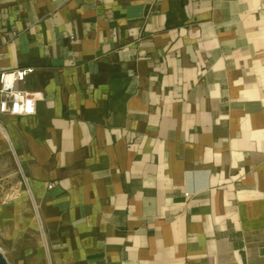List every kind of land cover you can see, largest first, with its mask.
Returning a JSON list of instances; mask_svg holds the SVG:
<instances>
[{
    "label": "crops",
    "instance_id": "1",
    "mask_svg": "<svg viewBox=\"0 0 264 264\" xmlns=\"http://www.w3.org/2000/svg\"><path fill=\"white\" fill-rule=\"evenodd\" d=\"M21 69L7 264H264V0H0Z\"/></svg>",
    "mask_w": 264,
    "mask_h": 264
},
{
    "label": "built area",
    "instance_id": "2",
    "mask_svg": "<svg viewBox=\"0 0 264 264\" xmlns=\"http://www.w3.org/2000/svg\"><path fill=\"white\" fill-rule=\"evenodd\" d=\"M32 72L33 69H21L10 74L0 73V116L32 117L36 114V98L28 93L15 89V83L22 82ZM10 147L17 164L20 184L28 198L37 225L39 240L47 252L45 228L41 215V203L32 191L30 178L21 165L15 150L11 145ZM51 187V185H48V189H51Z\"/></svg>",
    "mask_w": 264,
    "mask_h": 264
},
{
    "label": "rangeland",
    "instance_id": "3",
    "mask_svg": "<svg viewBox=\"0 0 264 264\" xmlns=\"http://www.w3.org/2000/svg\"><path fill=\"white\" fill-rule=\"evenodd\" d=\"M20 194H23V188L11 147L8 142L0 140V204L8 206ZM35 233L38 237L37 230Z\"/></svg>",
    "mask_w": 264,
    "mask_h": 264
},
{
    "label": "water",
    "instance_id": "4",
    "mask_svg": "<svg viewBox=\"0 0 264 264\" xmlns=\"http://www.w3.org/2000/svg\"><path fill=\"white\" fill-rule=\"evenodd\" d=\"M0 264H7V261L1 252H0Z\"/></svg>",
    "mask_w": 264,
    "mask_h": 264
},
{
    "label": "bare ground",
    "instance_id": "5",
    "mask_svg": "<svg viewBox=\"0 0 264 264\" xmlns=\"http://www.w3.org/2000/svg\"><path fill=\"white\" fill-rule=\"evenodd\" d=\"M4 134V133H3ZM5 135V134H4Z\"/></svg>",
    "mask_w": 264,
    "mask_h": 264
}]
</instances>
